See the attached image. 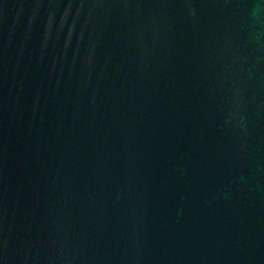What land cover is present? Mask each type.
Listing matches in <instances>:
<instances>
[{
  "label": "water",
  "instance_id": "obj_1",
  "mask_svg": "<svg viewBox=\"0 0 264 264\" xmlns=\"http://www.w3.org/2000/svg\"><path fill=\"white\" fill-rule=\"evenodd\" d=\"M0 264H264V0H0Z\"/></svg>",
  "mask_w": 264,
  "mask_h": 264
}]
</instances>
